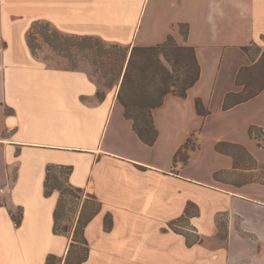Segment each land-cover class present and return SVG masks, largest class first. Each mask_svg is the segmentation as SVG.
I'll use <instances>...</instances> for the list:
<instances>
[{"label":"crops","instance_id":"obj_1","mask_svg":"<svg viewBox=\"0 0 264 264\" xmlns=\"http://www.w3.org/2000/svg\"><path fill=\"white\" fill-rule=\"evenodd\" d=\"M35 21L130 49L171 36L193 49L198 79L184 97L167 93L152 109L157 134L147 144L116 88L101 90L87 70L32 53L26 34ZM262 58L264 0H0V264L66 255L72 229L53 232L58 194H44L48 165L70 166L68 183L101 204L84 228L81 264H264V184L214 178L233 168L216 143L257 155L250 128L264 130V81L256 89L246 81ZM189 138V160L174 163ZM203 156L211 165L202 174ZM188 203L201 239L192 245L164 229Z\"/></svg>","mask_w":264,"mask_h":264},{"label":"rangeland","instance_id":"obj_2","mask_svg":"<svg viewBox=\"0 0 264 264\" xmlns=\"http://www.w3.org/2000/svg\"><path fill=\"white\" fill-rule=\"evenodd\" d=\"M51 28L52 26L44 27L43 25H38L30 36V40L32 45L36 47L35 52L38 56L46 61L47 64L57 67H75L79 69H85L89 73L95 75L94 77L99 83L101 90H105L107 88H116L118 93L120 83L122 81V78L119 79L122 76V73L120 76H118V69L121 64H123L122 72L124 73L128 60V57L126 56L124 61V57L126 51V55H128L129 51L131 50L130 47L116 50L108 47V44L98 41L99 39L97 38V40L90 39V41L79 38H61L60 36L64 34L61 33L62 35H60V32L57 34V37H53ZM180 31L184 32V28L182 27ZM176 44L181 47L180 49L176 50L175 53H172L173 55L171 54L172 58L176 61L173 67L162 56L158 57V59L155 58L156 56L151 57L152 59L154 57L156 65L150 67L149 71L145 72L155 75L157 77L156 81L142 80L140 77H137L141 72V74L144 75L143 71L141 70L148 65V60L144 55H137L133 61L131 68L132 75L127 80L126 88L133 90L148 89L152 92L159 91L158 88L162 89L165 87L161 81H159V78L168 72V74L172 75L175 80L174 86L170 85L171 88L174 90H179L181 85L185 82L187 71H195V63L192 58L191 50L184 48L186 45L178 43ZM251 49L252 53L254 54L258 52V49L255 47H251ZM107 52L111 53L112 56L116 58L114 63L108 62L106 60L107 57L104 58ZM259 65L260 66L252 69V72L249 73V78L246 81L248 83L247 85H250L249 83L256 82V84L250 85L252 89L258 88L264 81V58H262V61L259 63ZM261 68L263 70L260 72ZM158 95L159 92H156L151 95L152 97L144 100L147 103L153 102L154 99L158 98ZM140 126L141 130L142 125ZM251 132L252 134H250V136L256 144L257 155H252L244 147L239 145L234 144L222 146V150L231 155L233 160L232 169L218 170L216 177L222 182L232 183L234 185H240V183L245 181L264 184V130L254 128L251 130ZM190 149H195L194 142H192V144L190 143L188 148L178 155V160L187 162L190 157V155H188L190 154L188 152ZM196 164L199 166L203 174L210 167L211 160L208 159V157L203 156L201 160L196 159ZM58 176L59 178L57 179V186L61 190H64L67 176L65 170L60 171ZM52 184L53 182H51V185ZM53 191H55L59 196L60 192L57 189H54ZM85 195L86 194L82 192L79 199H76L69 194L61 196V227H63L68 221L71 222V220L75 219L80 202L84 199ZM93 208H95V206L89 203L86 214L90 213ZM220 223L223 222L220 221ZM192 228L193 227L191 224L186 225L182 223L180 230H183L190 238H192L195 235Z\"/></svg>","mask_w":264,"mask_h":264},{"label":"trees","instance_id":"obj_3","mask_svg":"<svg viewBox=\"0 0 264 264\" xmlns=\"http://www.w3.org/2000/svg\"><path fill=\"white\" fill-rule=\"evenodd\" d=\"M38 25H43L44 27H50V25L47 22H43V21H35L31 24L26 34V41H27L28 47L34 54H36L35 52L36 47L32 45L30 36L32 32L34 31V29L37 28ZM51 32H53L52 33L53 37L54 36L57 37V34L59 33V31H57L54 28H51ZM60 35L62 34L60 33ZM60 37L61 38H79L83 40L86 39L88 41H90V39H96L91 36H81L80 37V36L62 35ZM108 47H111L116 50L125 49L124 47H120L114 44H110ZM180 47L181 46L177 45L171 36H168L167 39L160 44H156L152 46H145V47L133 46L129 52L127 65L124 70L122 81H121V84H120V87L117 93V99L121 103V105L124 107L125 117L132 120L133 128L135 132L138 134L140 139L147 144L154 143L156 139V134H157L156 129L152 123V117H151L152 109L159 106L162 103V100L167 93H171V94H174L180 97H184L186 95V90L191 85H193L195 81L198 79L199 66L196 62L193 49L189 46H184V48H187L188 50H191L192 52V58L195 63V71L194 72H192L191 70L187 71L185 82L181 85V88L179 90H174L171 88L170 85L174 86L175 80L172 75L166 72L165 75H162L159 78V81H161V83L165 87L162 89L158 88L159 91L152 92L148 89L133 90V89L126 88L127 80L132 75L131 68H132L133 61L137 55H144L148 60V65L144 67V69L141 70L143 71L144 75L141 74L142 72L140 71L141 73L137 77H140L142 80L156 81L157 77L155 75L149 74V72H145V71H149L150 67L156 65L154 57L153 59L151 57L156 56L155 58L158 59V57L162 56L173 67L176 61L172 58V55H173L172 53H175L176 50L180 49ZM126 54H127V51L125 53L124 61L127 56ZM104 58H106L108 62L114 63L116 61V58L112 56V54L109 52H107ZM71 69H75V67H71ZM122 70H123V64H121V66L118 69V76H120V74L122 73ZM156 92H159V95L157 99L153 100V102L147 103L144 100V99H149L150 97H152L151 95ZM101 96H102V93L98 92V97H101ZM196 109L199 114L204 115L206 113V110L204 109V107L202 106V103L199 100H196ZM140 125H142L141 130H140V127H141ZM252 129H254V127L250 128V132ZM250 134H252V132ZM192 142H193L192 138H189L187 142L184 144L183 148L177 151V153L174 156V163L177 161L178 155L182 151L186 150L188 148V145L190 143L192 144ZM223 145H234V144L227 143V142H218L215 145V149L219 152L226 153L224 152V150H222ZM182 162L187 163L185 161H182ZM63 170H65L67 176H66L65 189L61 190L57 186V179L59 178L58 176L59 172ZM70 173H71L70 166L48 165L46 168V174H45V180H44V194L50 195L54 189H57L60 192L58 196L57 204H56V207L53 213V232L55 234L68 235L72 229V235H71V240L69 242L65 257L60 258L53 254H49L46 257L45 264H81L88 257L89 247H88V242L84 236V228L87 225V223L94 217V215H96L100 211L101 204L100 202H98L95 196H93L92 194L85 193L86 195L84 199L81 200L80 202V209H79V213L77 215L75 224L73 225V222H74V219H73L71 220V222L68 221L63 227H61V224H60V219H61L60 218L61 217L60 208L62 206L61 196L69 194L70 196L76 199H79L80 194L84 192L82 189L73 187L68 183V176ZM217 173L218 171L214 173V178H217L216 177ZM51 182H53L52 185H51ZM89 203L93 204L95 208H93L90 213L86 214V210H87ZM197 214H198L197 207L193 203H188L184 210V214L180 216L179 218L170 221L167 227L164 229L165 230L170 229L176 233L184 235L186 238L187 245H192L196 242H200L201 239L198 237V235L195 234L192 238H190L183 230H180V227H182V223L186 225H190V222H189L190 217L197 215ZM15 222L19 223V219L16 218ZM111 225H112L111 214L106 213L104 215V227L106 230H109L111 228ZM192 229L194 230V228Z\"/></svg>","mask_w":264,"mask_h":264}]
</instances>
